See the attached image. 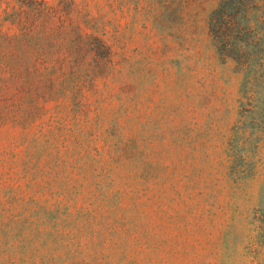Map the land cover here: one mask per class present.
<instances>
[{"label":"rangeland","instance_id":"1","mask_svg":"<svg viewBox=\"0 0 264 264\" xmlns=\"http://www.w3.org/2000/svg\"><path fill=\"white\" fill-rule=\"evenodd\" d=\"M38 1L0 0V264H264V120L218 0Z\"/></svg>","mask_w":264,"mask_h":264},{"label":"trees","instance_id":"2","mask_svg":"<svg viewBox=\"0 0 264 264\" xmlns=\"http://www.w3.org/2000/svg\"><path fill=\"white\" fill-rule=\"evenodd\" d=\"M41 5L46 2L23 6L39 12ZM19 13H23V9ZM207 24L220 57L224 61L231 59L244 75L242 93L251 107L249 113L259 111L260 119L264 120V0H218L208 14ZM77 40L94 52L96 58L111 60V48L100 37L79 32Z\"/></svg>","mask_w":264,"mask_h":264}]
</instances>
